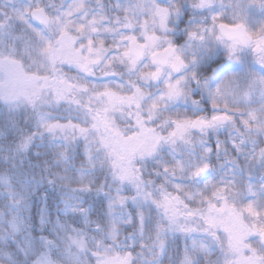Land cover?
<instances>
[{"label": "snow or ice", "instance_id": "obj_1", "mask_svg": "<svg viewBox=\"0 0 264 264\" xmlns=\"http://www.w3.org/2000/svg\"><path fill=\"white\" fill-rule=\"evenodd\" d=\"M0 264H264V0H0Z\"/></svg>", "mask_w": 264, "mask_h": 264}]
</instances>
